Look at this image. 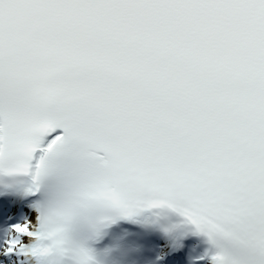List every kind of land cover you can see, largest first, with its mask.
I'll return each mask as SVG.
<instances>
[{
    "label": "snow or ice",
    "instance_id": "obj_1",
    "mask_svg": "<svg viewBox=\"0 0 264 264\" xmlns=\"http://www.w3.org/2000/svg\"><path fill=\"white\" fill-rule=\"evenodd\" d=\"M0 264H264V0H0Z\"/></svg>",
    "mask_w": 264,
    "mask_h": 264
}]
</instances>
